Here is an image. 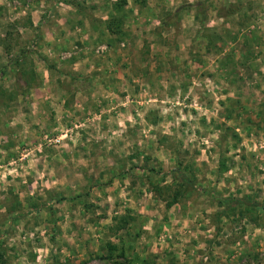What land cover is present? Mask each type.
Here are the masks:
<instances>
[{"label":"rangeland","instance_id":"374dc122","mask_svg":"<svg viewBox=\"0 0 264 264\" xmlns=\"http://www.w3.org/2000/svg\"><path fill=\"white\" fill-rule=\"evenodd\" d=\"M262 67L264 0H0L4 264H264Z\"/></svg>","mask_w":264,"mask_h":264},{"label":"crops","instance_id":"0c3cea01","mask_svg":"<svg viewBox=\"0 0 264 264\" xmlns=\"http://www.w3.org/2000/svg\"><path fill=\"white\" fill-rule=\"evenodd\" d=\"M262 69H264V68L262 67ZM104 86H105V88H107V87L110 88L109 87L110 83L109 84L106 83ZM79 94L81 96L79 98V100H82V97H85V96H82V93H79ZM75 98H76V96L74 95L73 98L71 99L73 104H74V101H76ZM76 99L78 100V98H76ZM66 102H68L66 107L69 110V108H70L69 103L70 102L69 101H66ZM103 102L105 104L107 102H109V104L111 103L110 99H108V98H103ZM66 107L65 108L63 107V108L66 110ZM64 109H63V111L65 112ZM102 180H103V182L100 185L90 189L89 195H92L91 200H93L92 198H94V199L101 198V200H103V201L109 200V203L111 201L112 202H118L119 201L118 196L123 195L124 199L126 196V200L125 201L123 200V203H124V205L127 206V208L132 210L131 213L136 212V211L138 212L139 210L142 209V206H140V204H144V202L140 201V199L144 200L143 196H144V193H146L147 191L145 190L144 186H142V185L140 186L138 184V179H102ZM148 204H150V203L149 202L145 203L146 206ZM115 213L116 212L114 211L112 214H115ZM62 226H65V222L62 224ZM77 246L80 247L81 245L78 244ZM77 250L79 252V249H77ZM82 250H83V248H82ZM123 250L126 251V250H128V248L123 247Z\"/></svg>","mask_w":264,"mask_h":264},{"label":"trees","instance_id":"16d2710c","mask_svg":"<svg viewBox=\"0 0 264 264\" xmlns=\"http://www.w3.org/2000/svg\"><path fill=\"white\" fill-rule=\"evenodd\" d=\"M232 201H234V200H232ZM232 201H231V202H232ZM238 201H239V200H238ZM234 202H237V201H234ZM252 205H255V206H258V207L264 208V202L261 203V204L252 203ZM0 264H4V261H3V259H2V254H1V252H0Z\"/></svg>","mask_w":264,"mask_h":264},{"label":"built area","instance_id":"2783aa9c","mask_svg":"<svg viewBox=\"0 0 264 264\" xmlns=\"http://www.w3.org/2000/svg\"><path fill=\"white\" fill-rule=\"evenodd\" d=\"M58 140H59V137H56V138H53V139L45 138V141H47L48 143L49 142H57Z\"/></svg>","mask_w":264,"mask_h":264}]
</instances>
